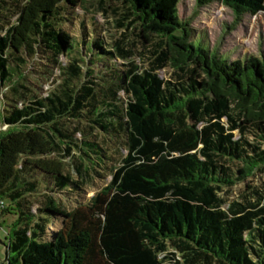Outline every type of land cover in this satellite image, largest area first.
Listing matches in <instances>:
<instances>
[{"label":"trees","instance_id":"16d2710c","mask_svg":"<svg viewBox=\"0 0 264 264\" xmlns=\"http://www.w3.org/2000/svg\"><path fill=\"white\" fill-rule=\"evenodd\" d=\"M181 1L98 0L121 4L113 50L67 30L86 0L0 1V91L16 105L3 118L16 130L0 137L7 264H264L263 199L225 210L220 196L264 167V54L230 61L179 18ZM193 1L194 18L216 2L234 25L264 14V0ZM36 59L59 81L45 97L26 87Z\"/></svg>","mask_w":264,"mask_h":264},{"label":"rangeland","instance_id":"374dc122","mask_svg":"<svg viewBox=\"0 0 264 264\" xmlns=\"http://www.w3.org/2000/svg\"><path fill=\"white\" fill-rule=\"evenodd\" d=\"M112 4L108 3L107 6L110 7V11H105L98 6V0H86V2L75 11L73 16L74 20L66 25L72 38L80 44L84 33L89 36L91 40L101 37L108 45V48L113 50L112 45L114 42L119 40L122 35L126 34V32L125 30H120L116 23L119 19L118 14L122 12L118 11V13L114 15L116 6L120 8L121 4L116 2ZM194 11L195 4L193 0H182L178 5L179 18L192 20L190 29L193 31L194 35H202L210 48L217 49L222 55L228 57L230 61L239 60L244 56L259 57L261 54H264L263 13L255 16L248 15L241 19V21L235 22L234 25L232 10L222 3L216 2L205 8L199 9L198 15L195 18L193 15ZM13 21L14 19H12V22ZM135 34L136 32L132 31L131 35L128 37L130 43L135 44L137 41ZM85 39H88V37ZM80 48L82 47L80 46ZM146 49L147 51L150 50L148 47ZM137 50L138 55L134 57V62L140 66L141 69L147 68L148 65L145 59L150 57L149 54L142 52L140 49ZM59 60L63 65L67 64V59L65 57H60ZM114 63L117 65L123 64L120 61H114ZM46 66L50 65L45 61L36 59L29 64L26 72L29 77V84H27L26 87L29 88L33 94H36L37 97H45L59 82L57 81L56 85H54V83H51V78L41 75V73L46 70ZM157 73L164 81H175L173 77L174 71L169 68L160 70ZM49 74L54 77L58 76V73L55 70ZM2 95L6 97L11 96L8 90L0 91V137L12 130H16L6 126L3 121V118L7 116L5 111H11L6 105H16L7 102ZM30 101H33L31 97ZM66 125L71 127L69 124ZM235 138H237V136ZM74 152L75 155H78L77 151ZM88 156L92 157L91 154H88ZM42 158L55 159L57 157L55 155H50ZM63 162L65 163V171L70 173L74 180H77L78 175L72 168L71 159H65ZM230 165L236 166V164ZM104 178L105 180L95 179L90 188L84 189V196L86 198L93 196L97 190L110 181V178L108 176L106 177L105 173ZM255 191L263 199L264 204V167L255 170L253 175L249 178H245L240 182L235 183L233 186H227L222 189L220 196L226 202L224 209L226 210L228 205L232 202L243 203L242 197L258 199L259 197L253 196V192ZM65 200L67 201V204H71V200L68 198H65ZM5 205H7V202H5ZM13 221V217L9 215H0V264H7L9 256L8 234ZM168 253H175L179 256L172 247L169 248Z\"/></svg>","mask_w":264,"mask_h":264}]
</instances>
